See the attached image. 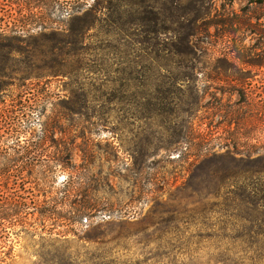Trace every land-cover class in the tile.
<instances>
[{
	"label": "rangeland",
	"instance_id": "374dc122",
	"mask_svg": "<svg viewBox=\"0 0 264 264\" xmlns=\"http://www.w3.org/2000/svg\"><path fill=\"white\" fill-rule=\"evenodd\" d=\"M20 1H0L1 30L10 36L14 34L9 30H17L15 36L20 37L14 42L17 62L7 71L10 75L0 78V109L25 102L34 104L35 110L19 132L10 136L4 131L0 138V199L9 198L16 189L24 192L30 208L41 206L47 214L43 217L35 211L23 226L0 228V264H264V256L260 262L250 260L257 255L242 252L245 247L238 241L219 244L204 239L225 221L221 203L182 197L164 206L179 212L178 221L158 214L150 224L144 221L155 201L174 192L169 185L182 171L177 163L164 161L156 126L128 117V74L113 73L125 68L128 59L105 49L97 50L94 57L91 49L102 41L104 24L96 28L99 32H88L85 43L90 51L85 57L95 59L96 68L108 69L107 73L81 71L68 76L72 67L67 65L65 75H47L49 69L36 62L32 77L19 80L25 54L38 46L47 50L69 28H78L77 18L96 0L72 10L63 0L47 10ZM98 1L106 6L107 0ZM28 17H41L43 23L20 27L16 22ZM206 23L199 40L214 46L209 52L216 56L239 50L244 60L260 66H239L236 75L252 89L264 86V0H211ZM37 72L44 76L35 79ZM206 74L192 77V84L207 93L205 100L208 94L223 103L236 100L235 95L218 93L228 80L218 84ZM71 104L94 108V115L89 110L86 117L67 116L64 108ZM211 119L212 125L219 121ZM2 125L0 118V132ZM43 132L42 148H29L26 155L23 147L38 142ZM72 168L82 170V190L73 192L74 203L69 206L86 201L94 210L70 223L62 203L67 183L75 181Z\"/></svg>",
	"mask_w": 264,
	"mask_h": 264
},
{
	"label": "trees",
	"instance_id": "16d2710c",
	"mask_svg": "<svg viewBox=\"0 0 264 264\" xmlns=\"http://www.w3.org/2000/svg\"><path fill=\"white\" fill-rule=\"evenodd\" d=\"M63 1L68 10L79 9L86 3V0ZM59 2L20 1L24 5L32 4V8L46 10ZM95 2V6L83 12L81 19L77 18L81 20L78 28H69L52 41L47 50L38 46L37 51L25 54L21 62L24 67L18 70L23 75L19 80L32 77V71L37 69L36 62H42L43 69H49L47 75H65L67 65L72 67L68 76L78 75L81 71L107 73L108 69L96 68L95 59L85 57L90 51L85 43L88 32L103 23L104 37L91 49L94 57L97 50L105 49L128 59L125 68L113 70V73L128 74V117L136 122L154 124L163 140L160 149L164 161L177 163L182 171L169 185L174 192L161 202L155 201L156 207L164 209L154 207L144 221L150 224L157 214L176 221L179 212L164 206L182 197L221 203L225 207L221 212L225 221L204 239L217 240L219 244L238 241L245 247L242 252L257 255L255 260H250L260 262L264 256V86L252 89L236 75L240 72L239 66L258 67L260 64H250L239 50L219 52L214 56L209 52L214 46L199 40L207 27L211 0H107L106 6L102 1ZM16 22L24 27L41 23L42 18L28 17ZM9 31L14 35L5 34L0 28V78L10 75L7 71L17 62L14 42L20 37L15 36L17 30ZM206 72L208 79L218 84L228 80L226 87L218 89V93L235 95L236 100L223 103L210 94L205 100L207 93L200 90L197 83L192 84V77L194 73ZM43 76L37 72L33 77L40 79ZM82 96L86 98V94ZM32 107L34 104L24 102L0 109L4 129L0 138L4 131L10 136L19 132V128L30 120L35 110ZM64 110L67 116L78 118L86 117L89 110L90 116L95 112L94 108L72 104ZM211 117H217L219 121L212 125ZM45 138L43 132L38 142L25 145L26 155H29V148L41 149ZM172 154L175 157L170 158ZM71 173L75 181L67 183L69 190L62 203L70 223L94 210V206L86 201L78 202L73 208L69 206L74 203L73 192L82 190L79 183L82 170L72 168ZM177 179L181 180L179 184H175ZM35 211L46 217L41 206L30 208L24 192L14 189L9 198L0 199V228L23 226L26 217Z\"/></svg>",
	"mask_w": 264,
	"mask_h": 264
}]
</instances>
